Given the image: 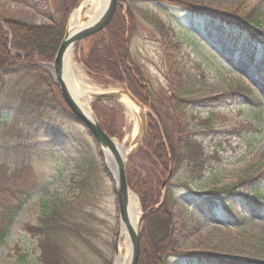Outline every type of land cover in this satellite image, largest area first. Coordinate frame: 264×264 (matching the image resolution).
I'll return each mask as SVG.
<instances>
[{
	"label": "rangeland",
	"instance_id": "obj_1",
	"mask_svg": "<svg viewBox=\"0 0 264 264\" xmlns=\"http://www.w3.org/2000/svg\"><path fill=\"white\" fill-rule=\"evenodd\" d=\"M189 1L196 7L236 12V15L247 14L254 9L264 40V0ZM37 2L39 0H0V17L31 24L44 23L46 19L36 7ZM130 5L135 12L137 31L128 52L145 80L148 102L155 106L165 119V126L170 128L169 82L173 78L174 82L180 79L191 93L190 98L195 100L186 110L187 115L193 114L198 118L190 127L210 156L201 182H190L189 175L184 171L173 177L178 205L172 209V240L185 253L204 254L221 261L244 264L259 260L264 264V206L233 197L229 204L241 220L234 222L222 207L221 198L212 200V203L202 202L205 200L202 197L207 196L202 193L214 187H227L247 196L254 188L264 189V85L262 78L257 77L264 76V62L259 56L252 61L246 60L240 52L234 53L230 44L219 38L210 39V35L196 47L191 39L185 38L183 29L196 33V26L205 21L190 16L181 7L140 0ZM119 6L125 16L128 2H120ZM139 11L151 13L157 20V27L142 17ZM81 18L84 19L83 13ZM158 27L160 31H168L167 38L160 35ZM89 43L90 39L77 43L68 59L74 66L71 82L76 86H79L77 81L81 82L90 95V113L93 114L92 104L97 94H115L116 99L110 100V103L107 100L102 102L114 114L110 136L118 144L129 148L126 155L138 145L143 118L146 120V131L150 122L155 123L164 142L163 126L149 105L133 97L123 83L88 71L84 66L81 55L86 54ZM167 48L172 65L171 59L167 62L165 57ZM96 52L103 54L100 46ZM203 60L209 61L206 67ZM260 62L262 73L257 74ZM8 89V86L0 89L1 103L9 98ZM231 90L235 94H226ZM206 119L211 122L212 131L198 126L200 120ZM43 129L34 139L30 137L36 148L11 154H4L5 151L0 149V156L4 158L0 161L1 173L6 168L10 172L15 166L25 163L31 167V177L35 181L34 189L20 203L7 199V206L12 208L11 221L0 242V264H42L37 239L31 232L39 223L43 210L49 207L56 209L53 217L58 218V223L63 218L72 230L65 232L60 239L63 264H113L119 218L113 185L103 170L104 159L99 155V148L88 134L71 127L50 124ZM145 151L140 146L126 169L129 165L138 171L149 170V173L154 169L160 177L157 183L160 203L165 191L162 183L171 170L166 176L159 166L150 167ZM249 179L251 182H246ZM183 182L188 183L189 189L182 186ZM135 196L139 202L138 196ZM139 206L142 212L140 202ZM123 248L129 254V245L125 244Z\"/></svg>",
	"mask_w": 264,
	"mask_h": 264
},
{
	"label": "trees",
	"instance_id": "obj_2",
	"mask_svg": "<svg viewBox=\"0 0 264 264\" xmlns=\"http://www.w3.org/2000/svg\"><path fill=\"white\" fill-rule=\"evenodd\" d=\"M78 1L39 0L36 7L46 19L41 24L0 17V89L8 86L10 94L6 102L0 101V149L5 151L4 154L26 152L36 148L31 138L34 139V136L50 124L68 126L90 136L62 101L50 74L35 65V63H47L53 60L64 35L69 12ZM119 1L128 2L126 15L123 16L121 7L118 6L107 27L86 38L90 39V43L86 54L81 55V61L88 71L103 74L106 78L123 83L133 97L152 108L158 122L163 126L164 142L161 141L157 125L150 122L141 146L146 150L144 154L151 163L150 167L151 165L152 168L159 166L166 176L169 170L171 173L165 182L162 202L144 218L138 264H244L238 261H221L204 254L185 253L171 238L172 209L178 205L173 177L178 172L184 171L189 175L190 182H201L207 171L210 156L195 136V130L190 127V124L197 122L198 118L193 114L187 115L186 110L195 100L190 98L191 93L181 84L180 79L174 82L173 78L169 82L171 92L169 101L172 110L170 128L165 126V119L155 106L148 102L149 95L146 92L145 80L128 52L131 39L137 31L135 12L130 5L135 0ZM140 1L165 2L183 8L190 16L202 18L205 23L201 22L196 26V33L183 29L185 38L191 39L196 47L200 46L202 39L210 35V39L219 38L230 44L234 48V53L240 52L246 60L252 61L259 56L261 62H264V40L261 37L262 31L254 9L247 14L236 15V12H221L205 6L196 7L189 0ZM41 5H43L42 8ZM139 13L157 27V20L151 13L148 11H139ZM158 31L163 38H167V30L160 31L158 27ZM99 46L103 52L101 55L96 52ZM167 52L168 48L165 56L168 62L171 56ZM203 62L204 67L209 64L208 60ZM261 62L258 64L257 74L262 73ZM170 63L172 65V59ZM257 77L262 78L264 85V76ZM226 94H235V92L231 90ZM258 94L262 97L261 92ZM92 112L102 129L111 135L113 110L102 100H95L92 104ZM198 126L206 131L213 130L211 122L207 119L200 120ZM3 159L0 156V161ZM162 169L160 170L163 172ZM142 171L135 170L129 165L126 169V180L129 189L138 196L144 211L159 202L160 191L157 183L160 177L154 169L150 170V173L149 170L143 171L144 173ZM32 173L31 167L25 163L15 166L10 172L7 168L5 172H0V242L7 232L8 222L11 221L12 208L7 206V199L20 203L28 197L35 187ZM246 182H251V179ZM182 186L189 189L187 182H183ZM202 194L207 195L202 197L205 199L202 201L203 204L205 201L212 203V200L218 201L221 198L222 207L230 214L234 222L241 220L229 204L233 197L264 206V189L261 188H254L250 196L244 195L243 192H234L227 187H214ZM55 210L54 207L43 210L39 223L35 224V233L31 229L33 231L31 234L37 239L42 264H57V262L63 264L60 239L71 228L64 223L63 218L58 223V218L53 217ZM2 213L3 216H1ZM245 264L263 263L253 260Z\"/></svg>",
	"mask_w": 264,
	"mask_h": 264
},
{
	"label": "water",
	"instance_id": "obj_3",
	"mask_svg": "<svg viewBox=\"0 0 264 264\" xmlns=\"http://www.w3.org/2000/svg\"><path fill=\"white\" fill-rule=\"evenodd\" d=\"M83 0H79L74 10H76ZM120 5L118 0H106L102 11L97 17L89 21L80 28L74 30H66L57 48L52 62L50 63H36L37 66L43 67L47 71L53 80V83L58 89L60 97L68 109L75 116L77 122L83 126L96 146L99 148V153L104 159L103 169L106 175L110 178L113 190L116 198L117 212L119 218L118 228L115 234L114 240V251L117 252V243L119 236V225H124L128 232V242H129V260L127 264H138L141 250V240L144 229V218L157 206H152L145 211H142L137 228L134 230L129 226V216H128V206H129V195L132 193L128 187L126 180V165L139 147L143 144L146 136V120L142 119V131L138 142L133 152L121 156V146L107 133L105 132L94 114L90 113V116L85 114V112L79 107L76 101L71 96L65 80L63 78L64 66H65V56L67 52L73 48L78 42L103 31L111 19L113 18L116 8ZM129 97L135 101V99L129 95ZM97 100H113L116 99V95L112 93H101L95 96ZM136 102V101H135ZM137 103V102H136ZM106 158L111 161L112 170L109 169ZM163 182V186H164Z\"/></svg>",
	"mask_w": 264,
	"mask_h": 264
},
{
	"label": "bare ground",
	"instance_id": "obj_4",
	"mask_svg": "<svg viewBox=\"0 0 264 264\" xmlns=\"http://www.w3.org/2000/svg\"><path fill=\"white\" fill-rule=\"evenodd\" d=\"M106 0H83L80 6L73 10L68 18V30H74L77 28L82 27L89 21L93 20L95 17L99 15L102 11ZM83 13L84 19L81 18V14ZM72 48L67 52L65 56V66L63 72V78L67 85V88L79 105V107L90 116V109L88 107L89 102L91 101L89 93L86 91V88L82 86L81 82L77 81L79 86L74 85L71 82V79L74 74V66L69 62V56ZM125 104V101L122 100ZM127 106V105H126ZM129 107V106H127ZM121 146V156L125 157L126 154L129 152L128 147ZM106 163L110 170H112L111 161L106 158ZM141 214L140 206L137 197L135 194L131 193L129 195V206H128V216H129V226L132 229H136L138 225L139 216ZM125 244L129 245L128 242V232L124 225H119V236H118V243H117V252L114 257L113 264H127L129 260V254L125 253L123 246Z\"/></svg>",
	"mask_w": 264,
	"mask_h": 264
}]
</instances>
